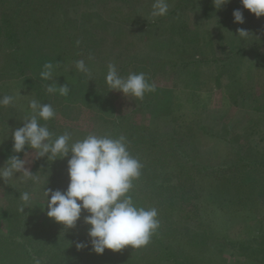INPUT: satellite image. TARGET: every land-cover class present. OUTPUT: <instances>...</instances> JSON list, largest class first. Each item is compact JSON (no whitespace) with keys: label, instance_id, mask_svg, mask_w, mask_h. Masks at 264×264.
I'll return each instance as SVG.
<instances>
[{"label":"rangeland","instance_id":"obj_1","mask_svg":"<svg viewBox=\"0 0 264 264\" xmlns=\"http://www.w3.org/2000/svg\"><path fill=\"white\" fill-rule=\"evenodd\" d=\"M70 2L63 6H67L65 15L74 22L68 28L76 33L80 29L79 24L84 26L81 16L87 14L83 12L89 8L94 10L96 4L90 0ZM153 2L136 0L133 7L129 2L120 8L119 13L122 16L130 14L137 20L135 26L140 27L143 20L152 23L156 19L151 15ZM187 2L172 16L179 18L175 23L167 21L164 26L150 27L148 33L140 28L116 29V35L111 39L116 42L113 50L103 54L82 53L75 59L69 55L62 59L50 58L37 52L40 49L25 41L24 19L29 8L15 11L13 0L0 7L1 14L17 22L11 28L19 27L16 31L19 34L15 37L17 41H8L5 29L0 32V97H14L10 105L0 107V166H6L10 156L18 155L27 161L25 167L38 177V181L33 182L18 173L7 182L0 180L1 235H16L15 239L22 238L24 243L30 233L46 235L42 230L57 228L61 229L65 239L73 232L80 236L88 235L89 228L82 227L87 213L84 210L72 228H65L47 216L44 189H67V161L71 153L52 161L47 156L36 158V151L27 145L20 153L13 151L12 131L23 126V120L31 115L30 101L42 103L30 86L33 81L40 83L41 95L55 109L56 115L50 121L51 130L56 124L63 125L71 130L67 132L71 133L73 141L90 133L110 134L113 138L123 135L127 138L129 152L139 160L152 157L154 153L161 155V160L167 153L161 161V168L153 169L154 176L159 179L166 178L169 172L175 174L176 160L183 162L186 171L187 165L209 167L208 170L202 168V172L192 167L189 172L192 175L197 173V180H204L200 181L203 189L197 188L198 194L202 193V201L199 196L196 198L199 217L203 221L201 226L212 233H208L211 238L218 240L211 242L214 246L210 248L193 251L191 256L195 255L197 264H253L245 253L230 248V243L224 239L233 242L252 240L261 233L264 229V194L257 191L254 206L244 211L235 210L237 207L218 210L211 206L210 199H204V195L210 189L207 187L212 178L227 176L239 167V171L245 169L241 162H237L241 158L244 162L262 159L264 163V57L259 58L262 50L258 45L259 40H264V17H256L240 3L238 9L244 16L241 24L234 22L233 14L225 17L231 2L221 9L214 5L205 7L203 0ZM168 3L170 9L172 2ZM37 12L39 14V10ZM52 16L49 10V24L53 21ZM58 17V13L55 14V18ZM241 28L250 33L246 40L238 36L237 30ZM225 56L226 59L219 61ZM78 60L85 62L89 73L77 70ZM182 60L194 62L184 66L179 64ZM7 61L14 63L13 71ZM47 63H51L53 68L51 77L45 80L40 73ZM110 63L115 64L122 77L129 73H145L156 90L145 93L142 100L109 90L105 77ZM66 84L70 89L67 96L60 95L58 90L47 92L49 85L58 89ZM136 127L146 130L157 143L156 147L165 148L145 146L141 149V143L129 135ZM206 132L218 133L222 139L216 138L215 133L210 135ZM171 137L178 139L184 155L176 146L168 144ZM131 140L137 144H131ZM254 167L255 174L263 177L261 186H264V169L259 171L257 164ZM158 172L165 175L158 176ZM261 186L260 189L263 188ZM23 192L30 193L31 204L20 212L18 209L23 203L20 194ZM27 217L31 219L29 224ZM17 222L22 223L19 228ZM256 260V264H264V252H260ZM155 264L170 263L157 261Z\"/></svg>","mask_w":264,"mask_h":264},{"label":"trees","instance_id":"obj_2","mask_svg":"<svg viewBox=\"0 0 264 264\" xmlns=\"http://www.w3.org/2000/svg\"><path fill=\"white\" fill-rule=\"evenodd\" d=\"M7 1L11 0H0V7L2 8ZM70 1L73 0H13L15 11L23 7L25 9L29 8L28 11H25L26 17L24 19L25 41L34 48L44 51L37 50V52L45 53V56L47 55L50 58L58 57L59 59L67 55L75 59L77 56H82V53L84 55L106 53L114 49L116 42L111 39L112 36L114 38L116 35V29L118 31L123 28H134L136 30L140 28L143 29V32L146 31L148 33L147 30L150 27L155 28V26L160 24L164 26L167 21L175 23L179 18L176 19L172 16L184 7L189 0H168V2H172V6L167 15L156 17L152 23L143 20V26L140 27L135 26L137 20L135 18L132 19L130 14L122 16L119 13L123 5L129 2L132 5L133 1L136 0H90L96 4V8L94 10L89 8L86 12H83V14H87L85 17L81 16L84 26L78 23L80 29L76 33L71 32V29L68 28L74 22L65 15L67 6H63L65 3H71ZM203 1L205 2V7L214 5L213 0ZM230 2L231 6L227 8L228 12L225 17L232 15L233 11L238 9L241 3L240 0H230ZM37 10H39V14ZM49 10H51V15H53L51 24L47 20V12ZM57 13L59 17L55 18V14ZM15 23L17 22L13 18H6V14L0 13V32L5 29L8 41H17L18 39L15 37L19 27L11 28ZM255 27L257 28L258 25H255ZM94 32L98 35H95ZM258 43L262 50L260 51L259 58H262L264 57V40H259ZM16 55L17 52L14 53L15 57ZM226 58L227 56L221 57L219 61H223ZM7 62L11 71H13L14 63L11 61ZM192 62L194 61L182 60L179 64L182 63L186 66L191 65ZM30 86L37 95L38 100L42 103H47L45 96L40 93V83L31 81ZM50 121L41 120L40 122L47 125L50 132L53 133V138L63 134L67 130L71 131L63 125L56 124L55 128L52 129L53 132ZM205 130L207 129L205 128ZM206 133L212 135L215 132ZM129 135L141 143V149H144L145 146H153L156 149L165 148L156 147L157 143L151 139V136L143 128L138 129L136 127ZM213 135L216 138H221V135L218 133ZM115 138L118 137L116 136ZM134 140H131L130 143L136 145L137 142ZM168 144L176 146L184 155L181 146L178 145L177 138L171 137ZM166 155L167 153H164V157L162 156L160 160L161 155L154 153L152 157L140 160L143 164L141 175L136 179L129 193L133 197L134 203L138 206L145 208L155 207L158 211L157 218L160 221V227L152 235L147 246L134 249L129 245L120 251L105 249L103 254H97L92 251L88 235L80 236L73 232L70 233V236H66L65 239L60 228H57V230L52 228V231L51 229L50 231L42 230L46 235L42 233L41 235L39 232L30 233L28 238H25V243L22 238L15 239L18 237L16 235L7 237L0 234V264H155L157 261H169L170 264H197L194 262L196 261L193 257L195 255L191 256V253L210 248L214 246V243L211 242L218 240L214 237L211 238L208 233H212L205 231L204 227L201 226L203 221L199 217L196 198L199 196V200L202 201V193L199 192L198 194L197 192V188L203 189L200 185V181L202 180L201 178L197 180V173L192 175L189 172L190 168L195 166L187 165L186 171L183 162H178L177 160L174 175L169 172L171 176L168 174L166 178H156L153 169L157 170L161 168L163 164L161 161H164ZM237 162H241V166L244 165L246 168L239 171V167V169L236 168L238 170L227 176L212 178L214 182L211 181L209 187H207L210 189L206 192V196L204 195V199H210L211 206H214L218 210H233L235 207H237L235 209L237 211L248 210V208L253 207L255 204L254 196L257 191H259L258 194H264V186H261L263 177L255 174L254 170L256 164L260 166L259 171L264 169L263 160L244 162V159L241 158ZM252 167L253 169H250ZM202 168L203 170H208L209 167H195L194 169L202 172ZM159 175L165 174L158 172ZM260 186L263 188L260 189ZM192 213L193 216H191ZM86 215H89V213H85ZM30 220L27 217L28 224ZM17 225L19 228L22 223L17 222ZM82 227L85 229L89 228L90 225L85 223ZM224 240L230 243L228 244L230 248L238 249L245 253L253 264H256L258 254L264 252V229L252 240L246 239L239 242H233V240L230 241L227 238ZM78 242H85L88 246L77 249L76 244ZM72 247L75 248L72 249Z\"/></svg>","mask_w":264,"mask_h":264},{"label":"clouds","instance_id":"obj_3","mask_svg":"<svg viewBox=\"0 0 264 264\" xmlns=\"http://www.w3.org/2000/svg\"><path fill=\"white\" fill-rule=\"evenodd\" d=\"M230 0H213L214 6L219 9ZM243 7L255 14L264 15V0H240ZM168 0H154L152 17H162L168 14ZM234 22L244 23L241 10L233 11ZM238 36L246 40L250 35L245 29H238ZM79 43V42H77ZM77 70L89 73L83 60L76 61ZM53 65H44L40 73L42 79L51 77ZM106 84L109 90L122 92L126 97L132 96L142 100L145 93L154 92L155 85L149 83L146 74L129 73L122 77L115 64H108ZM59 91L62 96L69 94L68 85L58 89L49 85L47 92ZM13 96L0 97V107L10 105ZM31 115L23 120V126L12 131L13 151L20 153L25 146L36 151V158L47 156L52 161L63 158L71 153L68 159L69 184L67 189H44L47 203V216L62 223L65 228H72L81 217L82 210L89 213L84 216V222L90 225L88 237L92 251L103 254L105 249L120 251L125 246L140 249L147 246L152 235L160 227L158 211L155 207L145 208L134 203L129 195L133 188V181L141 175L143 164L131 155L128 150L127 138L123 135L113 138L110 134H88L83 139L72 140L69 132L53 138L46 124L40 121H49L56 115L51 104L32 100L29 103ZM27 161L18 155L10 156L6 166H0V180L7 182L16 174H22L27 180L38 181V177L27 167ZM50 194V196H49ZM23 202L18 211L24 212L31 204L29 192L20 194ZM85 242H78L77 249L87 247Z\"/></svg>","mask_w":264,"mask_h":264}]
</instances>
